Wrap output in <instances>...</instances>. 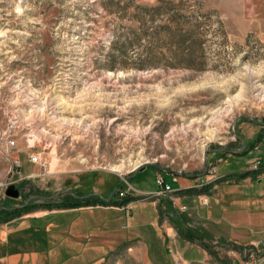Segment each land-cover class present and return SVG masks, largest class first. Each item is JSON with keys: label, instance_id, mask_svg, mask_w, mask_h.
<instances>
[{"label": "rangeland", "instance_id": "1", "mask_svg": "<svg viewBox=\"0 0 264 264\" xmlns=\"http://www.w3.org/2000/svg\"><path fill=\"white\" fill-rule=\"evenodd\" d=\"M156 1L0 0V223L48 212L11 224L9 252H34L38 264H175L173 254L186 264H245L244 248L257 241L241 243L264 240V214L248 225L244 198L218 207L210 198L207 207L192 201L180 225L194 246L162 248L156 232L173 225L176 195H155L156 168L186 176L214 167L219 179L250 172L245 153L224 155L241 134L246 148L263 143L264 158V0H174L198 22L184 44L198 58L172 66L159 56L171 47L156 43L158 59L142 67L150 44L123 47L136 26L128 16ZM219 179L193 196L233 199ZM130 182L150 192L130 196ZM10 185L17 198L4 195ZM88 197L108 205L59 207ZM164 200L171 205L160 213ZM222 206L214 226L196 212Z\"/></svg>", "mask_w": 264, "mask_h": 264}, {"label": "crops", "instance_id": "2", "mask_svg": "<svg viewBox=\"0 0 264 264\" xmlns=\"http://www.w3.org/2000/svg\"><path fill=\"white\" fill-rule=\"evenodd\" d=\"M243 125L244 124L239 126L241 130L244 128ZM259 125L262 126L261 132H262L263 137H264V125L263 124H259ZM240 137H242V139H243L244 135L241 134ZM238 139L240 142L239 149H230L231 152L222 151L223 153L224 152L227 153L224 155L229 156L231 154H236V153H239V154L245 153V157L247 159V164L249 162H251V160H253V159H260L263 166H264V161H263L264 158H262V156H260L262 154L261 148H262L263 143L258 142L257 144H254V145L250 144L246 148L247 144L244 141H242V139H240L239 137H238ZM244 139L246 140L245 137H244ZM222 160H223V158H221V159L219 158L217 161H218V163H221ZM138 172H140V170L133 173L131 177L136 176L135 174ZM163 173L165 174L167 172H163V171L159 172L156 168V172H155L156 178L162 176L164 183L166 185H168L166 183L165 179L163 178ZM244 173L245 172H236L234 174L221 173V175H218L220 178L221 177L222 178L220 179V181L217 184H222V183L228 184L229 183L227 189L224 188L223 190L225 192H227L229 195H235V196H232V197H234L233 199L225 200V202L222 201V202L218 203V200L213 195L210 194L207 196V204H203L201 202L202 199L204 198V196H193V195L194 194L199 195L200 193L207 194L212 190V188L215 189L216 185L211 186L212 184H208L206 187H204V190L201 189V191L199 192V189H196V188H198L197 187L198 183H199L200 179L203 177V175L191 174V175L183 176V175H179V174L173 175V174L167 173V174H170L172 176V181L175 184L174 188L170 187V189L172 190L171 192L176 195V198L174 199L175 202L173 203V204H175V206H174L175 208H174V210L172 209L171 214H169L167 217L168 220L170 221V223H172L173 225L166 228V230H165L166 233H164L165 236L161 235L157 231V229L155 228L157 231L156 234L159 235V238L161 239L162 248L164 247V244L166 242H168L169 246L167 245L166 247H171L170 246V244H171V245L175 246V248L177 249L176 245H177L178 240H180L184 245L186 244L190 247L194 246L192 244V242L196 236L193 238L190 237L189 234H188L189 238L183 236L180 233V231L178 230V228L174 225L173 221L170 220V218H169L170 216H172L174 219L176 216H179V217L185 219L184 215H186L187 217H191L193 215V214L191 215V212L192 213L195 212L194 207L191 205L192 201H197L198 204H200L201 206L207 207L209 205V201L211 198L213 200V203H215L216 207H218L219 205H222V204L223 205H226L229 203L237 204L238 202H242L243 198H244L245 202H247L246 203L247 206H249L248 207L249 209L243 212V217H245V220H247L249 222L248 225H251V226L260 225L261 218H260L259 214L260 213L264 214V190L263 191L261 190L262 191V194H261V192H260L261 188L258 187V185H256V184H259L258 180H261L264 183V173H262L261 176H258L260 174L259 172H252L251 171V173L245 177L243 176ZM134 189H137V191ZM127 191H129L130 196L131 195L132 196H141V195L143 196V195H146V193L150 192L148 189L136 188V187L134 188L133 183H131V182L129 183V186L127 187ZM158 191H156V192H158ZM166 195L167 194H163V197H165ZM163 197H161L160 199L163 200L164 199ZM196 197H198L199 199ZM201 197H202V199H201ZM158 200L159 199L152 201V202L155 203V205H156V201H158ZM163 203L166 204L167 201L164 200ZM165 204L163 205L161 203L160 213L165 212V211H162V209L167 210L170 207L169 205H171V204H168V205L167 204L165 205ZM88 206H91V205H88ZM185 206L187 208L185 210H182V208ZM93 207H96V206H93ZM106 207H108V206H106ZM216 207L208 208L205 213H201L198 210H196V212L200 216L205 215L204 216L205 219L210 221V224L213 225L212 222H215V224H217V222L215 220H218V221L222 220L223 218H225V213L228 212V209H226L225 206H222L221 210H219ZM85 208L86 207H80V209H85ZM73 209H78V208H73ZM47 213L48 212L42 213L38 217H31L28 215L23 216V217L21 216V217H18L16 219H12L10 222L0 223V264H38V256L34 252H30L27 254L26 253L20 254L18 252H12L11 253L8 250H6L7 246L10 247L9 244H11V242L13 240V236H12V238L9 236V233L11 232L9 230V227L11 226L12 223H14L17 220H20V221L23 220L24 221L27 218L37 219V218H41V216H45ZM200 216H198V218H201ZM157 219H158V215H157ZM184 219H183V221H184ZM174 230L177 233L179 231V234H181V235H179L177 238H175L176 235H174V233H175ZM254 237H255V235L253 234L251 236V239L248 240V243H245V244L241 243V244L246 245L249 243H253L254 240L255 241L261 240V239L256 240V238H254ZM219 238H223V236L219 237ZM204 249H202V251H201L203 257L200 260L194 261V262L201 263L202 260L204 259V257H206V252ZM169 255L171 257L170 258V261H171L172 255L171 254H169ZM182 258H183L182 260L184 261L183 264L189 263L186 256L183 255ZM99 260H101V259H98L97 261H99ZM194 262H192V263H194Z\"/></svg>", "mask_w": 264, "mask_h": 264}, {"label": "trees", "instance_id": "3", "mask_svg": "<svg viewBox=\"0 0 264 264\" xmlns=\"http://www.w3.org/2000/svg\"><path fill=\"white\" fill-rule=\"evenodd\" d=\"M133 8L135 11L128 16V20L136 26L130 28L131 38L126 40L123 47L132 46L135 50V46H138L142 40L150 44L149 48L144 50V58L140 64L145 66L142 67H151L150 63L158 59V55L155 56L152 54L151 49L152 45L156 43H159L161 46L165 44V46L169 45L171 47V49H167L168 55L159 53V56L164 57L166 61H170L172 66L184 65L188 61L198 58L192 52L191 46H184V44L187 42V39H192L194 36H197L200 28L198 22L195 21L193 12H186L187 8L181 4V1L157 0L153 5H140ZM250 173L246 172L243 176H248ZM73 199L69 202L62 201L59 203V207L71 208L86 207L88 205L95 206L97 204L100 206L108 205V203H104L99 198L93 200L91 197H88L83 203H79ZM127 201L128 199L113 203V206L124 205ZM169 218L173 221L180 233L189 238L188 234L180 230V225H183L182 221L184 218L179 216H176L174 219L172 216Z\"/></svg>", "mask_w": 264, "mask_h": 264}, {"label": "built area", "instance_id": "4", "mask_svg": "<svg viewBox=\"0 0 264 264\" xmlns=\"http://www.w3.org/2000/svg\"><path fill=\"white\" fill-rule=\"evenodd\" d=\"M248 171H259L261 166V161L259 159L251 160V162L248 163ZM222 178V177H221ZM219 178L215 176V168L211 167L209 169L206 168L205 173L203 174V177L200 179L198 186L201 189L206 187L209 183L218 180ZM220 180V179H219ZM156 185L158 186V192L155 193V195H162L169 193L172 194L171 189L168 185H166L162 179V177H158L156 179ZM154 195V196H155ZM203 204H207V198H203L201 201ZM186 207H183L182 210H185ZM243 255L245 258H247V261L245 264H254V258L255 255H261V257L264 258V240H260L257 242H254L249 248H244ZM173 261L175 264H183L181 258L175 254H173Z\"/></svg>", "mask_w": 264, "mask_h": 264}, {"label": "water", "instance_id": "5", "mask_svg": "<svg viewBox=\"0 0 264 264\" xmlns=\"http://www.w3.org/2000/svg\"><path fill=\"white\" fill-rule=\"evenodd\" d=\"M144 169V167H142L140 170ZM4 195L8 196V197H13V198H17L19 196L18 194V190L15 189L14 185H10L9 187H7V189L4 192Z\"/></svg>", "mask_w": 264, "mask_h": 264}]
</instances>
